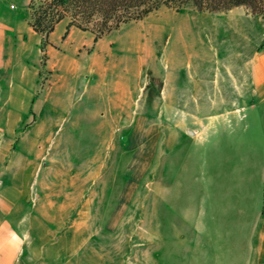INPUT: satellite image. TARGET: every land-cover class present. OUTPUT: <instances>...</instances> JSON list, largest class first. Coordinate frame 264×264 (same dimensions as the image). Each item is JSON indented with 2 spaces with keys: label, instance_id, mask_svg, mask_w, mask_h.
Wrapping results in <instances>:
<instances>
[{
  "label": "rangeland",
  "instance_id": "374dc122",
  "mask_svg": "<svg viewBox=\"0 0 264 264\" xmlns=\"http://www.w3.org/2000/svg\"><path fill=\"white\" fill-rule=\"evenodd\" d=\"M253 2V8L219 11L163 6L97 40L92 29L68 27L66 16L52 37L62 28L65 34L51 41V32L36 34L31 25V0H0V23L16 28L22 20L34 37L20 38L33 45L38 39L44 50L39 60L28 59L38 89L26 113L15 114L21 100L0 98V173L14 151L31 159L34 215L46 202L37 192L66 199L64 210L51 213L67 221L63 230L76 239L77 264H183L188 252L192 256L194 228L187 212L171 204V176L187 145L185 132L170 122L171 67L217 64L222 77L241 79L242 94H249L253 53L264 47V0ZM49 43L55 54L47 51ZM3 77L5 94L10 84L4 70ZM106 80L124 83L126 90L105 91ZM203 101L207 112L227 114V134L237 119L234 109L253 124V98ZM242 131L236 128L234 145L246 154L253 127ZM224 141L232 144L233 138Z\"/></svg>",
  "mask_w": 264,
  "mask_h": 264
},
{
  "label": "crops",
  "instance_id": "0c3cea01",
  "mask_svg": "<svg viewBox=\"0 0 264 264\" xmlns=\"http://www.w3.org/2000/svg\"><path fill=\"white\" fill-rule=\"evenodd\" d=\"M53 31L49 34L51 41L60 37L64 28L55 38ZM26 33L34 35L22 20L16 28L0 23V98L21 100L22 107L15 114L26 113L38 89L28 59L37 61L44 51L37 45L38 39L33 45L20 38ZM13 39L18 40L17 44L12 43ZM50 46L47 51L55 54ZM181 67H171L170 122L185 132L187 145L179 168L171 176V204L175 201L177 210L187 212L186 221L195 232L189 249L192 256L188 252L183 264H264V47L253 53L249 94H242L241 79L222 77L217 64ZM3 70L10 84L5 94L1 90ZM119 85L104 82L105 91L125 89L124 83ZM243 95L253 98L249 106L253 109V124L246 112L234 109L231 116L237 119L233 121V133L227 134V114L217 108L207 112L203 100L239 99ZM174 99L185 103L179 105ZM237 127L245 132L253 127V147H249L247 138L246 154L234 145ZM225 138H233L232 144L225 143ZM27 144L41 145L30 140ZM1 147L0 140V164ZM32 165L28 156L14 151L0 173V264H70V259L77 264L76 239H70L63 230L67 221L51 213L64 210L66 199L60 202L52 198L50 190L37 192L46 202L35 208L37 214H32ZM73 226L80 227L81 221L74 220Z\"/></svg>",
  "mask_w": 264,
  "mask_h": 264
},
{
  "label": "trees",
  "instance_id": "16d2710c",
  "mask_svg": "<svg viewBox=\"0 0 264 264\" xmlns=\"http://www.w3.org/2000/svg\"><path fill=\"white\" fill-rule=\"evenodd\" d=\"M253 1L256 0H31V25L37 32L50 33L57 22L69 16L68 27L92 29L97 40L121 24L142 19L163 6L219 11L241 4L253 8Z\"/></svg>",
  "mask_w": 264,
  "mask_h": 264
}]
</instances>
